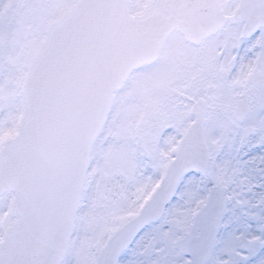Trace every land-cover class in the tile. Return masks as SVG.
<instances>
[{
	"label": "snow or ice",
	"instance_id": "1",
	"mask_svg": "<svg viewBox=\"0 0 264 264\" xmlns=\"http://www.w3.org/2000/svg\"><path fill=\"white\" fill-rule=\"evenodd\" d=\"M0 264H264V0H0Z\"/></svg>",
	"mask_w": 264,
	"mask_h": 264
}]
</instances>
